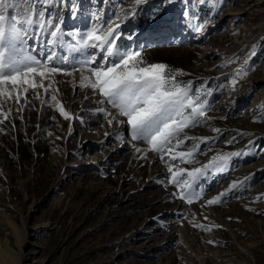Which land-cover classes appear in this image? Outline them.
<instances>
[{
	"label": "rangeland",
	"instance_id": "rangeland-1",
	"mask_svg": "<svg viewBox=\"0 0 264 264\" xmlns=\"http://www.w3.org/2000/svg\"><path fill=\"white\" fill-rule=\"evenodd\" d=\"M105 1H83L85 9H77L81 18L62 11L69 12L67 29L90 30L89 7L97 13ZM74 3L77 8L79 0ZM106 3L101 25L121 9L130 10L133 0ZM253 4L176 0L153 19L161 0H147L134 21H124L121 32L134 29L138 35L118 44L139 50L145 66L165 64L178 84L193 81L194 90L205 85L211 90L199 123L172 141L192 138L172 149L175 159L166 154L161 160L146 141L132 140L130 126L116 122L126 117L98 104L103 97L86 79L91 66L55 75V93L29 89L18 102L0 97V247L20 264H264V3ZM186 7L198 19L189 22ZM245 8L250 10L237 19L229 14ZM201 18L211 22L198 33ZM167 46L177 51H162ZM61 105L70 119L61 115ZM100 107L111 115L99 114ZM197 144L199 151L181 161L178 154ZM226 153L243 154L230 157L226 171L195 181L188 175ZM169 167L191 187L171 184ZM181 191L202 194L188 203ZM226 191L221 202L207 204Z\"/></svg>",
	"mask_w": 264,
	"mask_h": 264
},
{
	"label": "snow or ice",
	"instance_id": "snow-or-ice-1",
	"mask_svg": "<svg viewBox=\"0 0 264 264\" xmlns=\"http://www.w3.org/2000/svg\"><path fill=\"white\" fill-rule=\"evenodd\" d=\"M146 2L147 0H133L130 10L121 9L113 14L114 19L108 17L103 20L102 25L98 8L97 13L92 14L94 26L90 30H67L63 28L62 11H69L76 18L74 0H0V97L12 98L18 102L20 92L27 93L29 89L43 88L45 93L52 89L55 93L58 91L54 88L55 75H72L78 70V65L81 68L91 66L88 67L91 76L86 79L91 80L88 86L103 97L98 104H109L118 110L119 116L126 117V120L117 119L116 122L130 126L132 140L146 141L153 151L160 154L161 160L166 154L170 159H175L176 156L171 155L172 149L192 138L186 137V141H178L176 145L172 141L177 139L186 126L199 123V118L205 115L209 107L208 97L211 90L206 85L203 91L200 88L194 90L193 81L178 84L174 72L167 65L151 63L145 66L140 59L139 50L123 48L118 44L121 38L131 41L138 35L134 29L122 33L121 23L118 21H134L138 7ZM175 2L176 0H161V7L154 10L152 18L159 15L165 6ZM200 2L204 3V0ZM52 7H56L57 12L49 11ZM124 11H130L131 15H121ZM185 17L189 22L198 19L195 14L189 16L187 7ZM210 22V19L201 18L195 25L196 31H203ZM101 30L102 34H97ZM69 37L76 39L67 44ZM29 40L32 41L31 45ZM238 58L237 55L234 59ZM68 68L72 71H66ZM175 71L182 74V70ZM45 79L49 80L47 86L44 84ZM84 79L82 78L81 87L85 86ZM35 95L39 98V91ZM51 100L56 101L57 96L51 95ZM188 109L191 111L186 116ZM59 111L65 119L71 118L63 105ZM98 113L111 115L104 107L98 108ZM111 123L112 120H109V124ZM200 142L206 144L208 141L201 139ZM234 142L235 138L228 141L230 144ZM250 145L255 147V142H250ZM136 151L140 152L142 149L137 148ZM194 151H199L198 144L193 151L179 153L178 156L183 161L185 157H191ZM241 154L243 153L214 155L202 168H196L188 175L195 181L206 177L210 172L226 171L230 157ZM167 171L172 174L171 184L180 189L191 187L188 181L180 182L179 176L182 173L173 172L171 167ZM194 173L199 175L195 176ZM237 187L239 184L234 182L232 189ZM200 194L202 193H179L188 203H192L194 195L198 197ZM227 195V191L222 192L208 200L207 204H217Z\"/></svg>",
	"mask_w": 264,
	"mask_h": 264
},
{
	"label": "bare ground",
	"instance_id": "bare-ground-1",
	"mask_svg": "<svg viewBox=\"0 0 264 264\" xmlns=\"http://www.w3.org/2000/svg\"><path fill=\"white\" fill-rule=\"evenodd\" d=\"M251 1H253L254 2V4L253 5H261V4H263L264 3V0H257V1H255V0H251ZM252 5V6H253ZM250 10V8H245L244 9V11H237V12H235V13H229L230 15H232V16H235V19H237L238 18V16H240V15H242V14H244V13H246V12H248ZM257 11H261V10H257ZM237 17V18H236ZM123 23H125L124 21H122L121 22V24H123ZM239 27H241V28H244L245 30H246V26H244V25H241V26H239ZM254 28V27H253ZM251 30V29H250ZM244 32V31H243ZM68 44H70L69 42H68ZM243 48V47H242ZM162 51H165L166 53H172V52H174V51H177V49H176V47H163V49H162ZM179 51V50H178ZM1 225V224H0ZM188 225V224H187ZM194 227V226H193ZM185 231H186V229H184ZM192 231V230H191ZM187 232V231H186ZM191 234V233H190ZM192 235V234H191ZM187 237H189V236H187ZM184 242L187 244L188 243V240H187V238L184 240ZM189 245V244H188ZM10 251H8L7 252V250H5V249H3V248H1L0 247V264H20V262L18 261V259H17V256L15 255V254H13L12 252H10ZM9 253V254H8Z\"/></svg>",
	"mask_w": 264,
	"mask_h": 264
},
{
	"label": "trees",
	"instance_id": "trees-1",
	"mask_svg": "<svg viewBox=\"0 0 264 264\" xmlns=\"http://www.w3.org/2000/svg\"><path fill=\"white\" fill-rule=\"evenodd\" d=\"M139 9H140V8H139ZM139 9H138V11H139ZM138 11H137V12H138ZM139 21H140V23H142V24H143V22L145 21L144 17L142 16V17L140 18V20H139Z\"/></svg>",
	"mask_w": 264,
	"mask_h": 264
}]
</instances>
